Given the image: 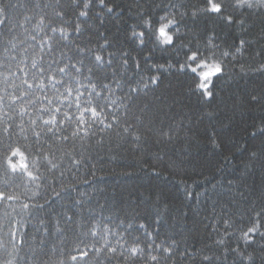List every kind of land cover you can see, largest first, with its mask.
Instances as JSON below:
<instances>
[{"label": "trees", "instance_id": "1", "mask_svg": "<svg viewBox=\"0 0 264 264\" xmlns=\"http://www.w3.org/2000/svg\"><path fill=\"white\" fill-rule=\"evenodd\" d=\"M84 3L0 0L7 17L0 24V50L13 37L23 41L17 53L32 44L31 25L46 15L71 30L67 40L54 38V50L66 49L100 79L122 81V99L107 112L109 123L115 117L112 127L101 131L97 125L89 140L56 151L63 177L57 171L54 180L39 169L48 185L39 203L47 204L35 219L19 206L36 202L27 199L36 191L27 177L24 187L10 190L19 204L0 202V264H72L78 248L98 243L75 221L63 223L65 208L85 223L109 228L108 246L116 252L89 264H244L240 252L252 253L251 264H264V71H255L264 65V0H90L87 15L80 16ZM161 16L175 20L172 43L155 39ZM26 17L32 19L21 28ZM96 53L104 56L103 69ZM193 56L224 65L225 74L206 91L197 86L201 68ZM73 152L82 160L79 169L65 156ZM68 184L75 190L56 198ZM76 198L84 201L82 212L71 203ZM57 216L62 232L53 229ZM22 217L24 227L15 223Z\"/></svg>", "mask_w": 264, "mask_h": 264}, {"label": "snow or ice", "instance_id": "2", "mask_svg": "<svg viewBox=\"0 0 264 264\" xmlns=\"http://www.w3.org/2000/svg\"><path fill=\"white\" fill-rule=\"evenodd\" d=\"M89 3L90 0H86L83 7L78 10V15H87L86 9ZM211 8L214 11L219 10L214 3H211ZM56 16L62 19L63 11L57 9ZM0 17H4L0 19V24H3L7 18L3 6H0ZM31 19L26 17L19 26L23 28ZM35 21L31 25V32L28 33V39L33 41L32 44L17 53L18 43L23 41L15 42L13 37L8 41V46L0 50V145H4L3 152H0V202H11L10 207L19 204V196L10 190L18 191L24 187V178L27 177L28 185H36V191L27 199L36 202L23 203L19 206L24 216L33 219H35L34 213L44 209L47 204V201L39 203L47 195L48 190L47 176L42 175L39 169H44V172L52 175L54 180L57 171H60L63 177L62 165L57 163L56 151H60L62 146L66 147L69 143L74 146L77 140L82 143L89 140L93 136L90 130L97 125L101 126V131L110 129L112 123H115V117L112 123H109L107 112L118 106V101L122 99L117 95L122 83L120 79L115 78L114 75L112 79H100L99 76L94 75L91 67L87 69L83 67L82 60H72L66 49L54 50V38L60 36L67 40L71 35L70 29L64 24L53 22L46 15L35 18ZM166 27L165 25L159 28V35L165 43H170L172 38L167 33ZM79 28L80 25L77 24V32ZM12 30L10 27L9 31ZM139 35L143 34L139 33ZM80 51L83 53L84 50ZM65 56H68L67 60ZM194 58V56L190 57V59ZM93 59L99 68L103 69L105 63L103 54L96 53ZM107 63H112L110 58ZM123 63L127 65L126 60ZM199 66L204 69L199 73L202 81L199 87L206 89L209 85L204 81H210L222 69L219 64ZM151 80L152 83H156L158 76L151 77ZM129 90L133 93L137 91L135 86H129ZM205 94L208 95L207 92ZM5 140L7 144H4ZM32 153H35L36 159H31ZM65 156L70 159L72 168L79 169L82 160L76 159L74 152L65 153ZM33 167L37 168L36 172L32 171ZM74 190V185L68 184L63 191L57 193L56 198ZM71 203L76 209L83 211L81 206L84 201L76 198ZM61 215L63 223L69 226L75 221V226L83 230L84 236H90L93 240L99 238L98 243L93 242L91 248L88 244H84L83 250L78 248L77 255L70 256L72 264H89L90 258H98L101 254L110 259L107 254L116 252L115 247L108 246L107 225H97L95 220L85 223L80 213L74 217L69 214L67 208ZM23 217L15 223L24 227L26 222ZM77 221L80 223L77 224ZM40 224L44 228L43 234L46 235L48 228L45 220L41 218ZM60 225L61 218L57 216L53 225L54 232L63 231ZM100 228H106L107 231L101 232L98 230ZM11 235L15 239V232ZM19 242L24 243L23 234ZM98 244L100 246H97ZM129 252L135 256L137 248L132 247ZM100 264L103 262L101 261Z\"/></svg>", "mask_w": 264, "mask_h": 264}, {"label": "clouds", "instance_id": "3", "mask_svg": "<svg viewBox=\"0 0 264 264\" xmlns=\"http://www.w3.org/2000/svg\"><path fill=\"white\" fill-rule=\"evenodd\" d=\"M85 2H86V0H85ZM160 21H161V23H158V24L156 25V36H155V39L159 40L161 43H165V42L163 41V38L159 35V28H160L161 26H165V25H166V26H167V27H166V31H167V33L171 36L172 39H171V42H170V43H172V42H173V39H174V33L171 32V31H169V27H170V25H172V24L175 23V20L172 19L171 17L165 19V16H161V17H160ZM144 23H145L146 26H148V25L150 24V20L146 19V20L144 21ZM136 34L139 35V33H136ZM140 42H141V41H140ZM194 59L196 60V63H197V64L200 63V61H199L198 58H194ZM206 64H209V65H211V64H219L220 67H221V69H222V71H221L219 74H216L215 76H213L212 80L207 81V83L211 86V84L213 83L214 78L221 77V76H223V75L225 74V69H224V65H223V63L220 62V61H211V60H209L208 63H206ZM262 66H264V65H261V66H260L258 69H256L255 71H264V70H262ZM200 70H204V69L201 68ZM240 71H241V73H244V72H246L247 70L244 69V68H241ZM199 83H200V82H199L198 74H197V86L199 85ZM211 95H212V93H211V92H208V97H210ZM29 163H30V164L32 163V160H31V159H30ZM33 169H34V167H33ZM238 254L243 258V260H244V264H251V260H252V253H251V252H248L247 254H244L243 252H240V253H238Z\"/></svg>", "mask_w": 264, "mask_h": 264}, {"label": "rangeland", "instance_id": "4", "mask_svg": "<svg viewBox=\"0 0 264 264\" xmlns=\"http://www.w3.org/2000/svg\"><path fill=\"white\" fill-rule=\"evenodd\" d=\"M200 64H206L205 62H201V63H199V64H197V66H196V68H201L199 65ZM196 71H197V73H198V76H199V73L201 72V71H203V70H200V69H196ZM199 78H200V76H199ZM202 81L200 80V83H201ZM204 83H207V81H204ZM207 89V88H206ZM206 89H203L204 91H206Z\"/></svg>", "mask_w": 264, "mask_h": 264}]
</instances>
